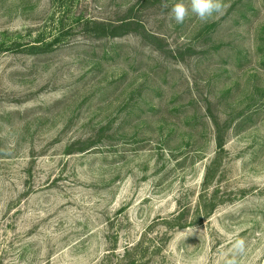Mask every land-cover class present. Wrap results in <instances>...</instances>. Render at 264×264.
<instances>
[{"label": "rangeland", "instance_id": "1", "mask_svg": "<svg viewBox=\"0 0 264 264\" xmlns=\"http://www.w3.org/2000/svg\"><path fill=\"white\" fill-rule=\"evenodd\" d=\"M175 2L0 0V264H264V0Z\"/></svg>", "mask_w": 264, "mask_h": 264}, {"label": "clouds", "instance_id": "2", "mask_svg": "<svg viewBox=\"0 0 264 264\" xmlns=\"http://www.w3.org/2000/svg\"><path fill=\"white\" fill-rule=\"evenodd\" d=\"M167 7V3L164 4ZM226 9L225 0H176L170 10V19L176 24L183 23L186 17L194 14L201 21H208L219 15H223ZM194 231V228L191 232ZM246 249V244L243 239H238L233 244V257L241 255ZM227 264H236V259L233 258L227 261Z\"/></svg>", "mask_w": 264, "mask_h": 264}]
</instances>
